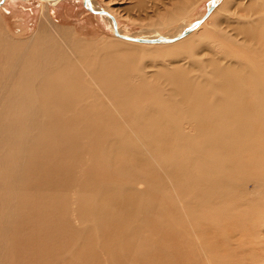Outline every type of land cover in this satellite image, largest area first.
Returning a JSON list of instances; mask_svg holds the SVG:
<instances>
[{"label": "bare ground", "instance_id": "6f19581e", "mask_svg": "<svg viewBox=\"0 0 264 264\" xmlns=\"http://www.w3.org/2000/svg\"><path fill=\"white\" fill-rule=\"evenodd\" d=\"M90 2L94 9L103 8L115 18L121 35L170 38L195 27L173 43H139L115 35L111 17L94 13L111 24L112 40L137 49L170 52L172 61L152 78L129 72L118 61L98 71L75 68L74 63L84 65L87 51L84 45L73 43H66V50L58 40L61 35L52 37L46 23L51 21L52 12L46 6L44 21L32 37L26 41L0 37V76H6L19 61L0 93V135L9 141L8 145L0 141V264H10L5 249L11 264H22L19 245L25 246L21 252L27 250L30 264H41L50 257L40 238H34L39 249L28 246V237L23 243L17 227L24 225L22 212L34 206L38 212L49 209L46 198L52 202V209L43 212L44 216L51 225L53 220L61 222L60 217L51 216H55L53 210L64 209L67 203L71 172L61 173L63 160L55 163L68 146L73 151L68 160L81 175L76 196L83 206L79 215L83 222L90 215L96 225L100 222L110 227L115 221L127 232L137 221L132 215L159 219V186L155 187L158 183L151 175L159 170L161 175L167 173L177 190L178 264H199L193 252L198 249L208 250L212 257L210 261L205 254L203 263L206 259L209 264L263 263L264 254L259 258V253L262 247L264 253L260 245L264 225L259 223L264 221V14L252 20L241 16L231 30L219 26L200 33L221 4L217 0L210 15L195 25L212 4L209 0L203 14L181 30L140 35L125 31L109 7ZM172 16L166 19L167 24L182 17ZM189 42L206 43L213 64L198 61L193 48H183ZM110 48L106 45L97 51L108 54ZM101 55L96 53L95 57L100 59ZM112 77L117 81L110 82ZM4 82L0 80V89ZM87 95L91 97L83 98ZM29 136L33 145L19 142L28 141ZM128 136L135 138L134 144ZM90 137L93 147H104L94 170L86 168L87 156L93 154L87 144ZM52 154L55 157L51 159ZM115 155L122 158L121 165L111 166L107 175H101L99 171L112 163ZM45 156L52 161L49 177L34 170L39 158ZM250 184L254 187L247 193ZM54 187L60 191L55 193ZM39 189L47 190L45 196L34 197L31 204L29 198ZM163 192L167 194V190ZM15 194L19 197L16 204L11 201ZM141 208L145 211H139ZM101 212L105 216H100ZM144 212L146 216L141 217ZM50 234L46 231V238Z\"/></svg>", "mask_w": 264, "mask_h": 264}, {"label": "rangeland", "instance_id": "374dc122", "mask_svg": "<svg viewBox=\"0 0 264 264\" xmlns=\"http://www.w3.org/2000/svg\"><path fill=\"white\" fill-rule=\"evenodd\" d=\"M14 1L15 0H12L11 2L7 3V5L9 4L8 6L13 11V13H8L9 7L7 5L2 6L4 10L3 8L0 10V37H10L16 40L24 39L25 41L29 39L31 35L33 36L36 33L41 22L44 21L42 18V13L44 11V7L46 6V8L52 12L51 21H45L49 28L48 32L53 35L52 37L57 39L61 35L63 39L58 38V40L60 41L62 47L66 50H69L66 46V43H73L81 44L82 46L84 45L85 48L83 47V50L87 51L84 65L74 63L75 68H83V66H85L89 70L96 68L98 71L101 68L107 67L109 64L118 61L119 63H123L129 72H134L136 74L143 73L146 74L147 77L152 78L157 74L158 71L162 70L170 63V61H172L169 60L172 58L168 55L170 52H162L151 49H137L127 45L126 43H120L112 40L111 38L114 34L111 29V24L105 18L97 16L94 13L88 11L83 5V0H64L62 2L56 3L46 1L44 2L42 0ZM39 1H42L45 4L43 5V3H40ZM95 1L98 5L109 7L117 15L119 22L125 31L130 32L131 34L138 33L143 35L147 34V32L148 34H165L172 33L175 30H181L203 14L202 12L205 11L209 0ZM53 10H55V13ZM261 13L264 14V0H221L219 9H217L213 16L208 19V22L205 25L206 27H204V29L202 28L200 33H206L207 31L211 32L214 29L219 28V26L225 28L226 30H231L232 27L237 25L236 20L239 17L248 16V20H252L255 17L260 16ZM173 14H178L182 17L175 22L167 24L166 19H168V16L170 17ZM171 18H174V16ZM253 25L258 26V23H253ZM85 45L89 46V49ZM106 45H111L108 54L97 51ZM183 48H193L196 52L198 61L203 62L206 65L213 64L212 53L209 51L206 43H184ZM96 53L102 54L100 59L95 57ZM114 57H116L117 60H115ZM91 61H93V64H91ZM18 64L19 61H16L13 68L7 71L6 76H0V80L5 81L0 89V93L4 85L10 81L11 76L16 72L15 67ZM179 64H181V62ZM174 66L179 67V65ZM115 78L116 77H112V79L109 81L116 82L117 80ZM155 78L159 81H162V79L159 77ZM89 83L91 84V88L95 89L91 80ZM74 87L76 91H79L75 84ZM77 94L78 97L81 96V94ZM92 94L95 97L98 96L95 91H92ZM157 94H159V90H157ZM84 97L90 98L91 96L87 95L83 96V98ZM139 108L141 109V107ZM174 137L177 136L175 135ZM27 139L28 141L20 140L19 142H21L24 146L33 145V139L30 136L27 137ZM101 140L102 136L99 141ZM127 140L130 143H135V138L133 139L131 136H128ZM0 141L5 145H8L9 143L7 137L1 135ZM92 141V137L87 139L89 151L93 153L91 156H87L88 162L86 164V168L89 167L90 170H94L97 167L98 158L104 149L103 146L93 147ZM32 150L34 151V149ZM70 154H73V151L71 147L68 146L66 152H61L60 159L55 163L60 164V160H63V163L60 165L61 173L64 174L69 171L71 172L69 190L67 193L68 200L64 209L56 208L53 210L52 214L55 216H51L50 212L51 217L56 218V216H58L61 218V222L58 223L57 220H53L52 225H54V227L52 228L49 219L44 216L46 210L48 211L52 209V202L49 198H46V201L49 205L48 208H50L42 210V212H38L34 206L28 211L22 212L21 219L24 220V225L17 227V232H19L18 237L20 235H23L24 237L22 239L24 240L23 243L28 238L31 240L28 243L29 247H36L35 249L38 248L37 246L39 244L38 242L34 241L35 237L42 240L40 243H45V250H49L47 251L50 254V257L40 263L178 264V236L180 232V215L178 212L179 206L176 196L177 190L174 189V184L171 183V179L167 173L165 172L161 175L159 170L151 173L158 183V185H155V187L159 186L157 197L160 204L156 206L159 219L154 215H148L146 217L148 219L138 218L135 215H132V217L137 219V221L131 230L129 229L130 231L125 232L119 228L121 227L119 224H114L116 223L115 221H112L114 226L111 223L110 227H103L100 222L98 223L100 225L99 226L96 225L94 221H92L93 216L91 217L88 215L87 221L85 222H83V218L79 219V215L83 209V206L78 202L76 194L79 190L78 185L80 184L81 175L78 167L69 162L68 156ZM53 157L55 156L52 154L51 159ZM39 159L40 160L37 163L38 168L34 167L35 172L49 177V173H51L49 171L52 165L51 159H48L46 156ZM111 160L112 163L104 166L99 171L101 175H107V170L111 166L121 165L122 158L120 156L115 155ZM253 187L254 186L250 184L248 186L247 193H251L249 189L252 190ZM53 190L55 193L60 191V189L57 187H54ZM163 190H167V194H165ZM46 191L47 190L39 189L35 196L29 198V202L33 204L34 197H39L41 199L43 196H45ZM18 200L19 197L17 194L13 195L11 198V201L14 204L18 203ZM42 207H44L43 203ZM139 211L145 210L141 208ZM101 213L102 214L100 216H105L103 212ZM146 214L147 213L144 212L141 217L146 216ZM260 224L264 225V221H261L259 225ZM47 226L50 228H47ZM116 227L120 230V232ZM104 228L105 230L109 229L108 232H105ZM138 229L140 230L137 231ZM111 230L113 231L111 232ZM46 231H51L50 236H53V239L52 237L50 238V236L46 238ZM122 232L123 234H121ZM124 233L127 234L125 235ZM57 234L58 237L56 236ZM262 234L264 235V230ZM59 235L61 236L60 238ZM136 240L137 242H135ZM64 241L70 242L65 244ZM142 241L143 243H141ZM260 245L264 246V242H261ZM204 246L206 249H208L206 245ZM18 247L20 255L23 256L22 264H30V260H27L30 258V255L26 256L27 250L23 248L24 251L21 252V248L25 246L19 245ZM87 248L91 251L88 252ZM260 251L259 258L262 256V254H264L262 252L263 247L260 248ZM45 252L46 251H44L42 254L43 256L47 255V252ZM193 252L195 257L200 259L199 264H209L207 259L212 261V257L210 256L208 250L198 249L197 251L193 250ZM3 253H5V257H7L8 262L11 264L12 259L9 252H7L5 249ZM205 254H208V258L205 260V263H203ZM82 256L84 257L82 258ZM18 264H20V262ZM261 264H264V262Z\"/></svg>", "mask_w": 264, "mask_h": 264}, {"label": "water", "instance_id": "95a60500", "mask_svg": "<svg viewBox=\"0 0 264 264\" xmlns=\"http://www.w3.org/2000/svg\"><path fill=\"white\" fill-rule=\"evenodd\" d=\"M216 1L217 0H212V4L208 7L206 14L202 17V19L198 20L195 23V25H198V24L202 23L210 15V13L215 8ZM4 2H5V0H0V6ZM83 4H84L85 8H87L92 13L109 15L111 17L112 21H113L115 35H117L119 37H122L124 39L130 40V41H135V42H139V43H162V42L173 43V42L178 41L179 39L185 37L190 32V30L193 29V27H195L193 25L189 29L183 31L181 34H179L177 36H174V37H170V38H167V37H157V38H152V39H145V38H141V37H133V36L121 35L119 33V31L117 30V22H116L115 18L113 16H111L108 11H106L103 8H101L99 10L94 9L93 6L91 5L90 0H83Z\"/></svg>", "mask_w": 264, "mask_h": 264}, {"label": "crops", "instance_id": "0c3cea01", "mask_svg": "<svg viewBox=\"0 0 264 264\" xmlns=\"http://www.w3.org/2000/svg\"><path fill=\"white\" fill-rule=\"evenodd\" d=\"M10 1V0H9ZM8 1V3H9ZM8 6V5H7ZM9 7V6H8ZM4 10V9H3ZM8 13H13V11L10 9V7L8 8Z\"/></svg>", "mask_w": 264, "mask_h": 264}]
</instances>
